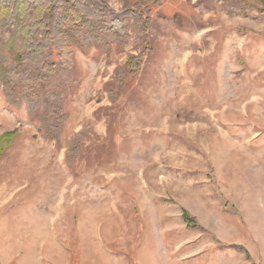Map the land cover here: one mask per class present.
Returning <instances> with one entry per match:
<instances>
[{"label":"rangeland","instance_id":"rangeland-1","mask_svg":"<svg viewBox=\"0 0 264 264\" xmlns=\"http://www.w3.org/2000/svg\"><path fill=\"white\" fill-rule=\"evenodd\" d=\"M139 14L74 47L58 140L0 83V264H264V0Z\"/></svg>","mask_w":264,"mask_h":264},{"label":"trees","instance_id":"trees-1","mask_svg":"<svg viewBox=\"0 0 264 264\" xmlns=\"http://www.w3.org/2000/svg\"><path fill=\"white\" fill-rule=\"evenodd\" d=\"M110 0H0V83L6 102L27 104L46 136L58 140L67 116L63 110L61 75L74 69V47L83 51L101 37H128L124 25H137L146 0H118V15L109 13ZM81 39V40H80ZM133 60L130 61V67ZM17 132L0 136V157ZM79 139L69 143L66 156L77 151ZM184 221L191 218L184 213Z\"/></svg>","mask_w":264,"mask_h":264}]
</instances>
